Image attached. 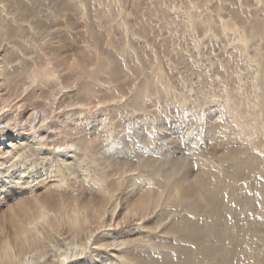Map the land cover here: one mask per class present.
Here are the masks:
<instances>
[{
  "label": "bare ground",
  "instance_id": "1",
  "mask_svg": "<svg viewBox=\"0 0 264 264\" xmlns=\"http://www.w3.org/2000/svg\"><path fill=\"white\" fill-rule=\"evenodd\" d=\"M43 1L0 0V207L13 201L0 218V264H243L240 258L248 250L245 245L253 239L246 235L253 236L251 232L263 225L235 214L233 199L242 201L244 209L254 207L256 198L239 196L243 186L234 184L232 188L228 182L245 180L243 170L256 168L258 156L232 144L231 135L200 155L204 161H216L213 158L217 156L224 164L221 174L205 170L193 175L184 158L157 160L146 151L137 152L131 143L123 149L130 158L109 159L106 151L112 145H105V139L114 131L87 128L83 114L67 124L62 113L67 106L57 107V114L51 115L54 110L46 112L39 97L66 88L71 93L76 90L79 102L111 103L108 108L117 111L116 117L120 112L114 105L122 100L130 112H143L153 92L156 97L168 93V85L160 80L161 68L149 76L145 65L138 62L131 69L124 61L121 65L111 57H96L87 68L74 67L70 74L73 82L64 78L62 82L48 67L49 58L34 56L31 46L26 49L29 39L54 31L49 26L51 15L42 11ZM257 1L264 10V0ZM47 2L60 11L72 5L69 0ZM75 6L84 15L81 1ZM98 18L104 22L97 25L99 30L105 31L112 43L109 30L113 19L105 14ZM191 20L199 22L196 17ZM223 27L237 31L249 46L264 41V17L256 12L250 19L236 13ZM25 30L29 34L23 37ZM100 34L96 31L93 41H98ZM260 47L252 59L258 79L254 87L264 88V48ZM26 77L34 84L27 92L21 84ZM237 91L224 94L231 102ZM257 97L246 110L254 123L257 119L251 107L258 104ZM39 110L44 114L37 115ZM212 127L207 130L213 134L223 132ZM227 186L232 189L225 202L222 194L228 191ZM39 188L43 192L36 194ZM181 240L189 244L182 245ZM52 243L59 248L53 251Z\"/></svg>",
  "mask_w": 264,
  "mask_h": 264
},
{
  "label": "rangeland",
  "instance_id": "2",
  "mask_svg": "<svg viewBox=\"0 0 264 264\" xmlns=\"http://www.w3.org/2000/svg\"><path fill=\"white\" fill-rule=\"evenodd\" d=\"M69 1L72 5L64 11H60L51 2L44 0L42 11L51 15L49 16L51 20L49 26L50 28L53 26L54 31L51 29L50 33H47L43 38L40 35H35L36 38L29 39L30 42L24 41L27 44L26 49L28 46L34 48V56L49 58L51 62L48 67L54 70L55 76L59 77L62 82L64 79L73 82L70 74L78 64L90 66L96 57H111L121 65H123V61L128 65L131 64L130 67L137 62L139 65H145L149 76L154 73L157 67H160L162 71L160 80L164 85H168L167 92L169 94L162 92L159 99L153 92L147 101L146 110L143 112H130L129 107L122 100L114 105L120 112V117H116L117 111L108 108L111 103L106 102L105 104L104 102L97 105L89 103V101L79 102L76 98L78 96L76 90L72 89L71 93L68 92L69 89L64 88L56 94L39 97V100L44 104L43 109L46 112H51L53 109L54 113L52 112L51 115H56L57 107L67 106L62 112L63 117H66L63 118L65 123L71 124L78 114H83L82 117L85 118L84 124L87 128H109L114 131L115 134L105 139V145H112V148L106 151L109 159L130 158L123 149L131 143V147L137 152L146 151L150 158L157 160L177 156L184 158L191 164L193 175L205 170L214 173L221 171V174L224 164L217 159V156L213 158L216 161H204L205 159L200 155L213 150L217 141L222 137L234 136L231 143L242 146L258 156L259 165L252 171L250 168L243 170L246 175L245 180L227 183L231 187L234 184L243 186L239 191V196L247 194L256 198L254 207L248 206L244 209L242 201L233 199V209L241 219L249 218L263 225L262 228L251 232L253 236L246 235L248 240L253 239L250 240V245H245V249L248 250L243 253L242 257L244 258L240 259H244L243 264H264V187H261L264 184V88L254 87L255 81H258L255 79L257 66L252 63L259 47L264 48V41L260 39L257 41L258 44L255 42L249 46L240 39V34L237 31L236 33L223 27V22L229 17L235 19L236 13L246 19L252 18L255 12L259 17H264L262 3L257 0ZM79 1H81L80 8L82 7L84 10L82 16L75 6ZM102 11L113 19L109 30L114 40L112 43L108 41L106 32L98 28L104 23L98 18L99 14L100 17L101 14L104 15ZM97 13L98 15H96ZM191 17H196L200 23L194 24ZM99 22L100 26H97ZM96 31L101 34L98 41H93L92 36ZM28 34L25 30L23 37ZM44 42L48 43L44 44ZM256 45L257 49H255ZM261 47L260 50H262ZM37 48L38 50H36ZM27 53L29 54V52ZM21 84L25 92L34 85L29 77L22 79ZM103 85L108 86V83L104 82ZM235 87H238L239 91L237 88L235 90ZM226 91H237L238 96H235L236 98L230 102L225 96ZM245 93L247 95L243 96ZM68 94L69 96H67ZM168 95L170 96L168 97ZM61 96L62 98H60ZM256 96H258L257 101L260 104L251 107V111L255 114L254 118L257 119L255 123L259 124L258 127L246 114L248 106L252 105ZM241 98L246 99L242 102L239 101ZM63 99L64 103H61ZM71 103L73 106L70 105ZM43 114L42 110L37 113V115ZM60 118L62 117L60 116ZM114 120L120 123L119 127H115ZM210 127L222 129L223 132L213 134L207 130ZM112 138L114 139L112 140ZM104 148L106 147L104 146ZM216 149H219L217 151L220 153V146ZM217 151L215 154H218ZM230 186H227L228 191L222 194L225 202H228L230 198L229 195L227 196L230 189L233 188ZM42 192L41 188L35 191L36 194ZM27 195L29 194L27 193L25 196ZM12 203L13 201L10 199V204ZM10 204L0 207V218L3 217L5 214L3 212ZM197 218L198 216H196V220H198ZM246 238L244 237V239ZM179 242L182 245L189 244L182 240ZM53 244L52 248L55 251L54 249L59 247ZM60 247L63 248V246ZM170 253L172 254V252Z\"/></svg>",
  "mask_w": 264,
  "mask_h": 264
}]
</instances>
